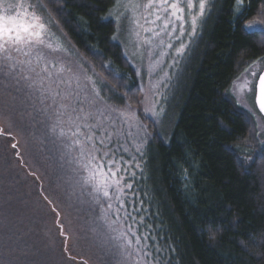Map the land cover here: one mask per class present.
<instances>
[{
	"label": "trees",
	"instance_id": "obj_1",
	"mask_svg": "<svg viewBox=\"0 0 264 264\" xmlns=\"http://www.w3.org/2000/svg\"><path fill=\"white\" fill-rule=\"evenodd\" d=\"M43 4L48 43L87 83L74 78L72 89L87 85L133 112L132 118L113 113L105 123L118 157L135 173L125 207L144 218L139 232L156 238L151 243L163 249L162 264H264V144L252 118L227 94L243 65L264 57V31L245 28L254 19L264 24V0H242L239 10L237 0H209L149 117L140 110L143 78L115 38L118 27L109 17L115 0ZM30 60L23 55L18 68L34 72ZM249 146L255 162L244 160ZM62 151L63 161L50 148L39 149L42 162H54V177L45 171L38 178L21 164L14 193L10 182L3 184L9 201L17 196L19 212L0 229V264H123L122 241L115 238L127 230L124 211L117 217L113 208L105 217L107 204L88 182L87 160L74 148ZM127 224L136 227L131 219Z\"/></svg>",
	"mask_w": 264,
	"mask_h": 264
},
{
	"label": "rangeland",
	"instance_id": "obj_2",
	"mask_svg": "<svg viewBox=\"0 0 264 264\" xmlns=\"http://www.w3.org/2000/svg\"><path fill=\"white\" fill-rule=\"evenodd\" d=\"M139 2L146 3L147 0H139ZM193 5L192 9H188L186 0H181L180 7L185 9L182 13L184 20H176V30L173 31L170 27L167 30L170 33L168 35L161 32V22L157 21L156 25L148 23L142 16L138 17L131 8L114 9L113 7L109 13V17L118 27L115 35L116 40L122 45L124 54L143 78V91L138 97L140 110L148 117L153 112L154 101L160 98L161 92L165 90L172 66L176 64V58L180 56L185 45L191 39L192 35L189 33L192 32V27L189 13L197 16L199 13L197 1L193 0ZM121 13H125V15H120ZM148 19L151 20L152 17ZM181 24H183V32L179 30ZM249 24H252L253 27H246ZM245 28L248 31H264V24L260 20L254 19L246 23ZM146 29L150 30L146 31ZM153 32H160V35H153ZM177 37L183 44L181 52H177V49L181 48V42L177 41ZM149 41L151 42L149 43ZM43 52V57H40V53L36 50L32 51L33 55L13 53L17 63L16 70L8 75L0 72V229L6 225L9 214L19 212L17 196L10 199L13 202L11 204L6 197V188L3 184L10 182L13 194L16 190V182L18 183L16 173L21 175L22 165L28 167L38 178L43 176L45 171L48 179L49 176L54 177L57 174L54 162H51V166L47 161L42 162L39 149L50 148L53 155L63 161L65 152L62 151V148H72L71 141L73 139H83V136L75 137L73 135L75 126H70L62 121L64 117H61L58 111L59 103H61L60 98L57 97L56 103H54L52 97L56 91H60L63 95L64 86L61 85L58 89L52 81L56 78L70 81L71 88L75 83L74 78L84 85L87 83L83 82L80 77L77 79L76 72L79 68H75L72 61L63 52L52 48V45L51 48H44ZM23 55L27 57V60L31 59L28 62L29 68L34 65V68H37L34 72H30L33 69L27 68L28 71H24L18 68ZM38 57L40 58L38 59ZM45 66L53 76L52 78L46 77L41 81V77L45 76L41 69ZM69 68L71 71H68ZM263 69L264 57L246 63L227 89V94L240 110L252 118L257 132V142L260 145H262L261 141H264V117L255 107L254 95L257 77ZM253 73H255L254 76ZM84 79L86 80L85 77ZM82 84L75 85L78 92H80ZM83 92L93 95L99 93L87 85L81 92L82 95ZM253 92L254 94H252ZM100 105L105 108L106 118L113 116V113H115L114 116L123 114L128 118L134 117L132 111L130 113L114 107L104 100L100 102ZM59 150L60 152H58ZM251 151L252 146L242 149V152L245 153L244 160L250 158ZM8 153L11 156L10 161L7 159ZM66 172L64 169L59 174L62 175ZM13 175H15V179ZM43 183L46 186V180ZM21 222L20 219L18 224L21 225ZM70 232L71 238L74 239V233L71 230Z\"/></svg>",
	"mask_w": 264,
	"mask_h": 264
},
{
	"label": "snow or ice",
	"instance_id": "obj_3",
	"mask_svg": "<svg viewBox=\"0 0 264 264\" xmlns=\"http://www.w3.org/2000/svg\"><path fill=\"white\" fill-rule=\"evenodd\" d=\"M180 3L181 0H147L146 3H140L139 0H115L114 9L131 8L134 13H137L138 17L142 16L146 22L153 25H156V22L159 21L161 22V32L168 35L170 33L167 30L170 27L173 31L176 30V20H184L182 13L185 9L180 7ZM208 3L209 0H199L198 16L200 18L206 15V4ZM241 3L242 0H237L238 10ZM186 7L192 9L194 7L193 0H186ZM141 9L143 11H140ZM44 11H46V5L43 4V0H0V54H2L0 55V72L8 75L16 70L17 63L13 53L28 55V50H36L40 53V57H43V49L51 48V44L47 41L50 34L48 24L51 21L46 22L43 16ZM120 15H125V13ZM189 15L191 16L192 27V32L189 35H194L198 16L191 15V13ZM149 17H152V19L149 20ZM246 27L252 28L253 25L249 24ZM149 30L146 29V31ZM179 30L184 31L183 24H181ZM153 35L159 36L160 32H153ZM177 41L181 42L179 37H177ZM169 47H172V45H169ZM182 48L183 44L181 42V48L177 49V52H181ZM61 71H64V69H61ZM68 71H71V69L69 68ZM41 72L45 73V76L41 77V81L46 77L52 78L53 76L52 73L48 72L47 66L43 67ZM254 75L255 73H253ZM52 82L58 89L61 85L64 86L63 95L60 91H56L52 99L56 103V98H60L61 103H59L58 111L60 116L65 118V122L70 126H75L73 135L75 137L83 136L82 140L79 138L73 139L71 147L87 160L85 167L89 172L88 182L95 185L97 192H102L103 203L107 204L104 216L108 217V210L113 208V215L117 217H119L122 210L124 211L126 219L122 223L127 230L122 228L115 238L122 241L117 247H119L121 255L125 258L123 264H128L129 259H131V264H162L163 249L158 244L151 243L156 238L150 233L143 234L139 232V226L144 218L140 217L137 220L125 207L124 197L128 195L126 189H132V178L135 173L129 171L122 155L118 157L114 147L113 133L108 131L105 123V108L100 105L103 97H100L99 93L82 95L81 92L71 88L70 81L60 78H56ZM259 82V104L260 110L264 112V74L259 76ZM29 86L31 87V85ZM126 107H130V105ZM101 117H104V119H101ZM98 133L99 135H97ZM261 143L264 144V141H261ZM124 151H127V149H124ZM249 159L255 162L253 158L250 157ZM136 167H140V165L136 164ZM122 173H127V175L125 176ZM101 177L103 179H100ZM97 199L99 201L100 198ZM128 219L133 221L136 225L135 228L127 224ZM114 223L115 221H111L109 226L111 227ZM147 227L151 226L147 225ZM115 230L113 228V231ZM145 241L149 243H144Z\"/></svg>",
	"mask_w": 264,
	"mask_h": 264
},
{
	"label": "water",
	"instance_id": "obj_4",
	"mask_svg": "<svg viewBox=\"0 0 264 264\" xmlns=\"http://www.w3.org/2000/svg\"><path fill=\"white\" fill-rule=\"evenodd\" d=\"M261 74H264V69L260 72V74L257 77L256 84H255V95H254V103L257 111L261 114V116L264 117V112L260 110V104H259V97H260V82H259V76Z\"/></svg>",
	"mask_w": 264,
	"mask_h": 264
}]
</instances>
